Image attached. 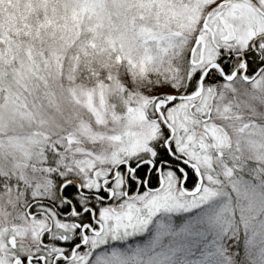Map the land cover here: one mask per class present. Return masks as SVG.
<instances>
[{"label":"snow or ice","instance_id":"1","mask_svg":"<svg viewBox=\"0 0 264 264\" xmlns=\"http://www.w3.org/2000/svg\"><path fill=\"white\" fill-rule=\"evenodd\" d=\"M0 264H264V0H0Z\"/></svg>","mask_w":264,"mask_h":264}]
</instances>
